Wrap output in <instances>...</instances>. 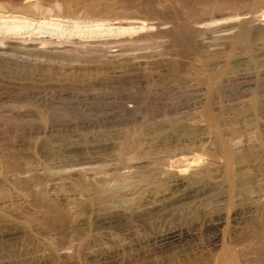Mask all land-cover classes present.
Listing matches in <instances>:
<instances>
[{
    "label": "rangeland",
    "instance_id": "374dc122",
    "mask_svg": "<svg viewBox=\"0 0 264 264\" xmlns=\"http://www.w3.org/2000/svg\"><path fill=\"white\" fill-rule=\"evenodd\" d=\"M29 1L45 15H22ZM39 1L5 0L0 15L43 23L0 39H83L87 53L37 55L39 74L0 61L3 102L39 110L0 111V264H205L218 229L236 264H264V0Z\"/></svg>",
    "mask_w": 264,
    "mask_h": 264
},
{
    "label": "bare ground",
    "instance_id": "6f19581e",
    "mask_svg": "<svg viewBox=\"0 0 264 264\" xmlns=\"http://www.w3.org/2000/svg\"><path fill=\"white\" fill-rule=\"evenodd\" d=\"M2 1V0H1ZM35 1V0H34ZM39 1V0H38ZM4 2H5V0H4ZM3 1H2V3H4ZM14 2V1H13ZM32 2V1H31ZM40 2V1H39ZM42 2V1H41ZM40 2V3H41ZM170 2V1H169ZM0 4V13H10V11H8L7 9H8V7L6 6V4ZM6 3V2H5ZM27 3V2H26ZM37 4H35L34 2H33V4H35V6L33 5L32 6V4L30 3V1H29V4L27 3L26 5H24L23 6V12H25L24 14H22V15H25V16H27V13L28 12H30L31 14H32V12H34L35 14H36V10L38 9V11L37 12H39L40 11V7H41V10L42 11H44L43 9H42V6H41V4L39 5V3L38 2H36ZM64 3V2H63ZM46 4V3H45ZM72 4V3H71ZM39 6V7H37V6ZM49 5V4H48ZM173 5V4H172ZM21 6V5H20ZM62 6H64V5H62ZM15 7V6H14ZM56 7H57V5H56ZM65 7V6H64ZM63 7V8H64ZM67 7V6H66ZM69 7V6H68ZM60 8V7H59ZM62 8V7H61ZM62 8V9H63ZM17 10H19V9H17ZM57 10H58V7H57ZM65 10V9H64ZM74 10V9H73ZM251 10V9H250ZM252 10H254V9H252ZM22 11V10H21ZM60 11V10H59ZM62 11V10H61ZM16 12V11H15ZM50 11H46V14H48ZM58 12V11H57ZM254 12V11H253ZM13 13V12H12ZM20 13H22V12H20ZM19 13V14H20ZM34 13H33V16H35L34 15ZM39 13H41L42 15H43V12H39ZM62 13V12H61ZM247 13V12H246ZM29 14V13H28ZM41 14H40V16H41ZM37 15H38V13H37ZM44 15H45V11H44ZM55 16L57 15V14H54ZM28 16H30V15H28ZM44 17V16H43ZM58 17V16H57ZM61 17H62V15H61ZM33 17H31V20H28V19H26V18H20V17H15V16H11V15H9V16H3V15H0V25H5V24H9V23H13L14 24V22L16 23H19V24H29V25H31V23H35V24H41V23H43V21H40V20H43L42 18H39V16H38V18H36V17H34L35 19H32ZM48 18H49V16H48ZM60 18V17H59ZM254 18H256V20L258 21V22H263L264 21V12L262 13L261 12V14H259L257 17H254ZM45 19H47L46 17H45ZM52 19V18H51ZM243 19V18H242ZM35 20H37V21H35ZM58 20V19H57ZM52 21V20H51ZM50 21V22H51ZM63 21V20H62ZM61 21V22H62ZM178 21V20H177ZM180 21V20H179ZM188 21V20H187ZM53 22V21H52ZM55 22H56V20H55ZM60 22V23H61ZM64 22H66V21H64ZM189 22V21H188ZM248 22V21H247ZM67 23V22H66ZM88 23V22H87ZM132 23H134V22H132ZM132 23H130V22H127V23H122V24H117V28H116V31H119V34H129L131 31H135V27H133L134 26V24H132ZM197 23V22H196ZM233 23V22H232ZM12 24V25H13ZM47 24H48V22H47ZM73 24H75V23H73ZM78 24V23H77ZM89 24H90V22H89ZM185 24V23H184ZM189 24V23H188ZM225 24V23H224ZM85 25V24H84ZM108 26V25H106V24H102V23H95V25L93 26L94 27V29H95V27H100V28H102L101 26ZM113 25H115V24H111V25H109V26H113ZM136 25V24H135ZM140 25V24H139ZM170 25V24H169ZM198 25V24H197ZM221 25V24H220ZM227 25V24H226ZM73 26V25H72ZM79 26V25H78ZM108 26V27H109ZM122 26H124V27H122ZM144 26V25H143ZM177 26H178V24H177ZM223 26V25H222ZM88 27V26H87ZM174 27V26H173ZM110 28V27H109ZM142 28V27H141ZM184 28V27H183ZM191 28V27H190ZM208 28V27H207ZM212 28V27H211ZM217 28V27H216ZM223 28V27H222ZM237 28H238V36H240V39H242L241 37H243V36H247V30L249 31L250 29H247V27H246V24H245V22L244 23H239L238 24V26H237ZM250 28V27H249ZM104 29H106V28H104ZM174 29H176V28H174ZM215 29V28H214ZM177 30V29H176ZM185 30H187V28L185 29ZM216 30V29H215ZM214 30V31H215ZM264 30V29H263ZM262 30V31H263ZM181 31H183L182 29H181ZM188 31V30H187ZM213 31V32H214ZM217 31L218 32H223L222 33V35H219L221 38L223 37V36H226V29L224 28V30H218V28H217ZM259 31V30H258ZM261 31V30H260ZM141 32V31H140ZM170 32V31H169ZM178 32V31H177ZM179 32H180V30H179ZM190 32V31H189ZM218 32H216V33H218ZM231 32V31H230ZM254 32V31H253ZM3 33V32H2ZM171 33H173V32H171ZM187 33V32H186ZM194 33V32H193ZM193 33L190 35V38L188 37V35H186V37L187 38H189V39H191V37L193 38ZM228 33H229V31H228ZM176 34V36H177V33H175ZM183 34H184V32H182V36H183ZM197 34L198 33H196V36H197ZM230 34V33H229ZM15 35V34H14ZM172 34H170L169 36H171ZM204 36V34H199L197 37H196V39L195 40H197L198 42H200V40L202 41V37ZM213 35V34H212ZM211 35V36H212ZM234 35V34H233ZM250 35V34H249ZM73 36V35H72ZM173 36V35H172ZM179 36H181L180 34H179ZM185 36V35H184ZM214 36H216V35H214ZM237 36V35H236ZM161 37V36H160ZM159 37V38H160ZM178 37V36H177ZM209 37V36H208ZM227 37H229V36H227ZM44 38V37H43ZM78 38H80V37H78ZM77 38V39H78ZM151 38V37H150ZM210 38H215V39H221V38H219L218 36H216V37H210ZM225 38V37H224ZM246 38V37H245ZM85 39V38H84ZM97 39V38H96ZM95 39V40H96ZM107 39V38H106ZM153 39V38H152ZM184 40H185V38H183ZM188 39V40H189ZM214 39V41H216ZM239 39V38H238ZM244 39V38H243ZM242 39V40H243ZM249 39V38H248ZM6 40V39H5ZM5 40H1L0 39V61L1 60H9V62H11L12 63V65L13 66H17L18 68H20V69H22L23 70V68L24 67H26L27 65H29V66H31V64L32 63H28V62H33V63H35V62H37L36 63V66L35 67H31L34 71H36L37 73L39 72V71H44V68L46 69V67L44 66V65H42V64H40V62H38L37 60H36V56L37 55H40V57L41 56H43V54H47V57H48V54L49 55H57L58 57L59 56H63V58L62 59H64L65 57L64 56H66V58H67V56L68 57H70L71 59H77V57L79 56L78 55V53H80V55H81V53L83 54V53H85L86 52V47H85V45H82L81 43H82V40H81V43H79V40H78V42L77 41H74L73 43H71L70 42V44H72L71 46H66V44L64 45L63 43H59V42H57V43H53V42H49V40H44V39H30L29 40V44H25L24 45V43H26V40H22L21 42L20 41H18L19 39H17L16 37H15V39H12V40H8V41H5ZM76 40V39H75ZM88 40H90V38H88ZM88 40H87V42H88ZM156 40V39H155ZM155 40H154V42H155ZM180 40H182V39H180ZM188 40H186V41H188ZM236 40V39H235ZM63 41V40H62ZM91 41V40H90ZM146 41H147V39H146ZM150 41V40H149ZM183 41V40H182ZM193 41V40H192ZM197 41H195V42H197ZM204 41V40H203ZM213 41V40H212ZM218 41V40H217ZM85 42V41H84ZM92 42H93V40H92ZM142 42V43H141ZM140 43H138V45L139 44H144L143 43V41H141ZM148 42V41H147ZM157 42H158V40H157ZM156 42V43H157ZM174 42V41H173ZM178 42H179V40H178ZM189 42V41H188ZM59 43V44H58ZM95 43V42H94ZM94 43L92 44V45H94ZM97 43V46L98 45H101V43L100 42H96ZM95 43V44H96ZM112 43V42H111ZM119 43V42H118ZM130 43V42H129ZM153 43V42H152ZM179 43H181V42H179ZM194 42H192V44H193ZM204 43H206V42H204ZM210 43H211V39H210ZM68 44V43H67ZM69 44V45H70ZM122 45H123V43H121ZM136 44V43H135ZM150 45H152V47L155 45H153V44H151V43H149ZM165 44V43H164ZM188 44V43H187ZM189 44H190V42H189ZM195 44V43H194ZM203 44V43H202ZM92 45H91V47H92ZM111 45V44H110ZM114 45H116L117 46V43L116 44H114ZM118 45H120V43L118 44ZM122 45H121V49H122ZM127 45V44H126ZM133 44H131L130 45V47L132 46ZM145 45V44H144ZM150 45L148 46V44H147V46L148 47H150ZM157 45V44H156ZM155 45V46H156ZM169 45V44H168ZM172 45V44H171ZM204 45V44H203ZM206 45V44H205ZM211 45V44H210ZM209 44L207 45V47L208 46H210ZM95 46V45H94ZM97 46H96V48H97ZM102 46V45H101ZM115 46V47H116ZM125 46V45H124ZM170 46V45H169ZM202 46V45H201ZM221 46V45H220ZM111 47H114V46H111ZM125 47H127V46H125ZM129 47V46H128ZM128 47H127V49H128ZM136 47H137V45H136ZM142 47V46H141ZM145 47V46H144ZM148 47H145V48H148ZM152 47H150V48H152ZM174 47V46H173ZM185 47V46H184ZM183 47V48H184ZM189 47V46H188ZM206 47V46H205ZM89 48H90V46H89ZM103 47H98V49L100 50V49H102ZM105 48H106V46H105ZM108 49H110V46L109 47H107ZM116 48H118V46L116 47ZM119 48H120V46H119ZM132 48V47H131ZM138 48H140V46L139 47H137V49ZM143 48V47H142ZM157 48V47H156ZM170 48V47H169ZM209 48V47H208ZM212 48V47H211ZM221 48V47H220ZM88 49V48H87ZM93 49V48H92ZM113 49H115V48H113ZM112 49V50H113ZM125 49V48H124ZM123 49V50H124ZM154 49V48H153ZM213 49V48H212ZM96 50V49H95ZM94 50V52H96ZM105 50V49H104ZM107 50V49H106ZM120 50V49H119ZM126 50V49H125ZM140 50H141V48H140ZM145 50V49H144ZM200 50V49H199ZM209 50V49H208ZM93 51V50H92ZM132 51V50H131ZM109 52V51H108ZM111 52V51H110ZM109 52V53H110ZM119 52V51H118ZM121 52H122V50H121ZM152 52V51H151ZM16 53V54H15ZM87 53V52H86ZM89 53H91L90 52V50H89ZM175 53V52H174ZM194 53V52H193ZM115 54H116V51H115ZM114 54V56L116 57V55ZM78 55V56H77ZM85 55H87V54H84L83 56L85 57ZM111 55V54H110ZM127 55V54H126ZM195 55V54H194ZM23 56V57H22ZM57 56H51L52 58H56ZM75 56H77L76 58H74ZM125 55H123V57H124ZM157 56V55H156ZM200 56V55H199ZM27 57V58H26ZM39 57V56H38ZM39 57V58H40ZM45 57V56H44ZM60 57V58H61ZM73 57V58H72ZM82 57V56H81ZM84 57H82V58H84ZM88 57V56H87ZM126 57V56H125ZM29 58H32V59H29ZM35 58V59H34ZM79 58V57H78ZM114 58V57H113ZM117 58V57H116ZM130 58V57H129ZM45 58H43V60H44ZM154 59V58H153ZM19 62H18V61ZM39 60V59H38ZM41 60V59H40ZM47 59H45V61H46ZM58 60V59H57ZM78 60V59H77ZM145 60V59H144ZM3 61V62H4ZM5 61V62H6ZM49 61V60H48ZM48 61L46 62V63H48ZM59 61V60H58ZM70 61V60H69ZM149 61V60H148ZM2 62V63H3ZM53 62V61H52ZM57 62V61H56ZM108 62V61H107ZM20 63V65L18 66V64ZM104 63V62H103ZM5 64V63H4ZM6 64H7V62H6ZM9 64V63H8ZM21 64H23V65H26V66H24L23 68L21 67L22 65ZM43 64H44V62H43ZM53 64L55 65L56 63H54L53 62ZM42 65V66H41ZM54 65H51L52 67H54ZM57 65V64H56ZM226 65V64H225ZM47 66V65H46ZM223 66V65H222ZM5 67V66H4ZM10 67V66H9ZM225 67V66H224ZM47 68H48V66H47ZM61 68V67H60ZM19 69V70H20ZM53 69V68H52ZM51 69V70H52ZM225 69H226V67H225ZM24 70H25V68H24ZM29 70V69H28ZM61 70V69H60ZM50 70L48 69V72H49ZM144 71V70H143ZM10 72V71H9ZM25 72H29V71H25ZM40 72V73H41ZM46 73H48L47 72V70L45 71ZM108 72V71H107ZM213 72V71H212ZM219 72V71H218ZM24 73V72H23ZM30 73V72H29ZM44 73V72H43ZM49 73H51V72H49ZM39 74V73H38ZM132 74V73H131ZM30 75V74H29ZM29 77V76H28ZM18 78V77H17ZM218 79V78H217ZM100 82V81H99ZM29 84H31V83H29ZM34 84H35V82H34ZM209 85L211 84V83H208ZM213 84V83H212ZM22 85V84H21ZM82 85V84H81ZM206 86H207V84H205ZM214 85V84H213ZM19 86V85H18ZM242 86V85H241ZM184 87V86H183ZM192 87H193V85H192ZM211 87V86H210ZM213 87V86H212ZM212 87H211V89H212ZM120 88V87H119ZM197 88H198V86H197ZM203 88V87H202ZM1 89V88H0ZM178 89V88H177ZM205 89V88H204ZM30 90V89H29ZM246 90V89H245ZM249 90V89H248ZM24 91V90H23ZM210 91V90H209ZM9 93V92H8ZM119 93V92H118ZM210 93V92H209ZM208 93V94H209ZM30 94V93H29ZM207 94V93H206ZM26 95V94H25ZM16 96V95H15ZM33 96V95H32ZM39 96V95H38ZM204 96V95H203ZM203 96H202V98H203ZM205 97V96H204ZM4 98L5 97H3V96H1L0 95V107H1V110L0 111H2L1 113L2 114H5V113H8V114H14V115H19V116H22V115H24V114H27V116H28V111L30 110V111H32V108H34L32 105V107L30 108L29 106H28V103H26L27 104V106L26 105H23L22 106V104H20V101H18V99L19 98H16L17 99V101H11L10 100V102L8 101V102H3V100H4ZM15 98V97H14ZM13 98V99H14ZM27 98V97H26ZM201 98V97H200ZM205 98H208V97H205ZM12 99V98H11ZM32 99V98H31ZM9 100V99H8ZM20 100V99H19ZM22 100H24V98L22 99ZM26 100V99H25ZM171 100V99H170ZM206 99H204V101H205ZM5 101V100H4ZM46 101V100H45ZM139 101V100H138ZM143 101V100H142ZM207 102V101H206ZM22 103V102H21ZM24 103V102H23ZM41 103V102H40ZM39 103V104H40ZM44 103V102H43ZM70 103V102H69ZM63 106V105H62ZM51 108V107H50ZM73 108V107H72ZM152 108V107H151ZM35 109V108H34ZM34 109H33V111H34ZM66 109V108H65ZM136 109V108H135ZM35 110H37V109H35ZM55 110V109H54ZM53 110V111H54ZM153 110V109H152ZM171 110V109H170ZM29 111V112H30ZM33 111H32V113H31V115L33 114ZM37 111H39V110H37ZM66 111V110H65ZM130 111V110H129ZM35 112V111H34ZM56 112V111H55ZM150 112V111H149ZM39 113V112H38ZM62 113V112H61ZM64 113V112H63ZM30 114V113H29ZM36 114V113H35ZM1 115V114H0ZM48 115V114H47ZM55 115V114H54ZM61 115V114H60ZM9 116V115H8ZM12 116V115H11ZM25 116V115H24ZM30 116V115H29ZM37 116V115H36ZM14 117V116H13ZM23 117V116H22ZM40 117V116H39ZM43 117V116H42ZM46 119V118H45ZM39 120V119H38ZM43 121V120H42ZM18 123V122H17ZM222 160V159H221ZM218 162V161H217ZM222 164V163H221ZM211 165V164H210ZM225 165V164H224ZM227 165V164H226ZM225 165V167H223V168H225V170H226V172H228V167ZM189 167V166H188ZM224 220V219H223ZM220 225H221V223L220 224H214V225H212V228L213 229H215L216 227L218 228V227H220ZM227 225V224H226ZM223 229H224V227H223ZM216 230V229H215ZM215 230H214V232H215ZM217 231V233H215L212 237H211V240L209 241V243H208V248L207 249H209L210 251H211V254H207L209 257L206 259L207 261H205V264H236V258H234L235 257V253H236V250H237V248H239V246L237 245V244H235V246L233 245H229V244H227V243H225V237H224V235H225V233L223 232V230H220V229H218V230H216ZM186 235H185V233H183V232H178V231H175V232H169V233H166V234H161L160 236L158 235V237H157V239L155 240L156 241V244H157V246H156V248L157 249H163V250H168L171 246H173V245H176V243H179L180 241H182V238H184ZM235 240V239H234ZM154 241V242H155ZM228 242V241H227ZM238 243V242H237ZM241 243V242H240ZM155 244V245H156ZM180 244V243H179ZM178 244V245H179ZM244 245V244H243ZM180 246V245H179ZM175 247V246H174ZM173 247V248H174ZM182 247V246H181ZM185 247V246H184ZM155 248V249H156ZM180 248V247H179ZM242 248V247H241ZM182 249V248H181ZM202 249V248H201ZM177 250H179V249H177ZM188 250V249H187ZM155 251H157V250H155ZM171 251H172V249H171ZM176 253H177V251L176 250H174ZM181 252H182V250H180ZM185 251V250H184ZM160 252V251H159ZM166 252V251H165ZM164 252V253H165ZM171 253V252H170ZM209 253V252H208ZM182 254H184V253H182ZM186 254V253H185ZM175 255H178V254H175ZM181 255V254H180ZM206 255V254H205ZM187 257V256H186ZM183 258V257H182ZM178 260V259H177ZM181 261V260H180ZM102 264V263H101ZM104 264V263H103Z\"/></svg>",
    "mask_w": 264,
    "mask_h": 264
}]
</instances>
